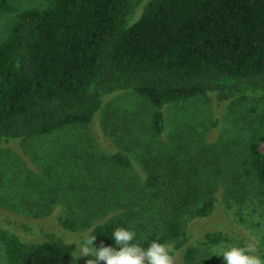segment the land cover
<instances>
[{
  "label": "trees",
  "instance_id": "1",
  "mask_svg": "<svg viewBox=\"0 0 264 264\" xmlns=\"http://www.w3.org/2000/svg\"><path fill=\"white\" fill-rule=\"evenodd\" d=\"M15 9L0 0V12ZM139 11V14H138ZM130 91L154 111L151 131L164 132L165 106L211 96L217 103L254 98L262 104L259 126L247 143L248 163L264 191V0H47L41 9L18 12L0 41V146L14 140L86 126L105 96ZM111 163L131 168V158L115 150ZM145 184L156 187V175ZM199 200L182 193L185 207ZM216 199L203 200L194 217L209 218ZM13 230L5 241L9 264H83L94 257L77 248L96 237L94 248L116 247L112 234L119 220L86 228L58 218L56 228L0 218ZM215 243L220 235L206 234ZM157 241L172 254L193 258L181 223L169 219L159 230L136 237L143 249Z\"/></svg>",
  "mask_w": 264,
  "mask_h": 264
},
{
  "label": "rangeland",
  "instance_id": "2",
  "mask_svg": "<svg viewBox=\"0 0 264 264\" xmlns=\"http://www.w3.org/2000/svg\"><path fill=\"white\" fill-rule=\"evenodd\" d=\"M9 2L15 10L0 12V41L18 12L47 4ZM261 110L254 98L181 101L165 106L164 132L156 135L150 128L154 108L147 101L130 91L107 95L89 125L0 146V218L52 228L58 218L73 219L86 227L73 235L79 239L88 226L106 220H119L143 238L175 217L194 250L189 263L178 253L175 264H225L213 253L217 246L253 248L250 254L264 259V191L247 157ZM115 150L133 166L111 163ZM259 150L264 154V142ZM149 175L159 179L154 188L145 184ZM189 192L199 200L183 207L178 196ZM209 198L216 199L214 213L194 217ZM13 233L19 236L0 219V264H9L4 244ZM206 234L220 239L211 243Z\"/></svg>",
  "mask_w": 264,
  "mask_h": 264
},
{
  "label": "clouds",
  "instance_id": "3",
  "mask_svg": "<svg viewBox=\"0 0 264 264\" xmlns=\"http://www.w3.org/2000/svg\"><path fill=\"white\" fill-rule=\"evenodd\" d=\"M116 247L94 248L96 237H91L79 248L75 255V262L81 256L94 257L86 264H175L172 246L166 243L153 241L145 250L137 243H133L136 233L122 227H117L112 234ZM253 248L247 247H220L213 249L216 256H222L225 264H264V259L250 254Z\"/></svg>",
  "mask_w": 264,
  "mask_h": 264
}]
</instances>
